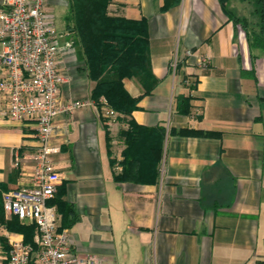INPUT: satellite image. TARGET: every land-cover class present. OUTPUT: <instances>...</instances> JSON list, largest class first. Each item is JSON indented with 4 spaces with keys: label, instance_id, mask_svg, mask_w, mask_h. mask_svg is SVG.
<instances>
[{
    "label": "crops",
    "instance_id": "crops-1",
    "mask_svg": "<svg viewBox=\"0 0 264 264\" xmlns=\"http://www.w3.org/2000/svg\"><path fill=\"white\" fill-rule=\"evenodd\" d=\"M74 1L47 0L49 13L64 14L57 32L70 45L60 61L61 97L91 102L57 116L52 138L62 180L48 205L81 261L69 264H264V49L249 50L225 13L236 14L232 3L107 0L108 17L145 23L151 75L144 83L123 78L136 108L122 115L108 104L116 117L107 119L67 20ZM200 55L211 60L206 70L196 67ZM181 97L189 98L187 114L178 112ZM129 122L139 127L131 149L142 161L139 181L117 182ZM155 141L157 164L149 160ZM37 146L33 123L0 122L1 205L3 193L34 186Z\"/></svg>",
    "mask_w": 264,
    "mask_h": 264
},
{
    "label": "built area",
    "instance_id": "built-area-1",
    "mask_svg": "<svg viewBox=\"0 0 264 264\" xmlns=\"http://www.w3.org/2000/svg\"><path fill=\"white\" fill-rule=\"evenodd\" d=\"M63 48L70 45H61L47 0H0V122L33 123L38 143L33 155L34 186L2 195L7 217L34 227L36 249L20 236H7L6 248L0 244V264L81 262L72 257L69 233L58 229L57 212L48 205L62 180L52 158L59 152L52 143L55 118L91 105L88 100L61 97L67 82L60 68ZM210 64L208 56L197 57L198 69L206 70ZM98 104L101 116L116 117L105 98Z\"/></svg>",
    "mask_w": 264,
    "mask_h": 264
},
{
    "label": "trees",
    "instance_id": "trees-1",
    "mask_svg": "<svg viewBox=\"0 0 264 264\" xmlns=\"http://www.w3.org/2000/svg\"><path fill=\"white\" fill-rule=\"evenodd\" d=\"M229 1L219 0L223 7ZM240 1L251 5V20L239 17L227 9L225 13L229 20L244 32L249 50L264 49V0ZM106 3L107 0H75L67 20L73 23L72 29L78 36V43L86 59L88 76L96 83L92 98L104 96L113 110L122 115H129L136 108L137 99L129 97L122 86V79L135 77L144 83L151 76L147 58L146 26L144 22L133 23L108 17L105 12ZM169 7V2L166 1L163 10ZM188 99V97L179 99V113L190 112ZM128 126V130L122 132L127 144L123 151V160L120 162L122 171L113 176L117 182L139 181L134 178L138 172L134 168L142 161L131 153L132 146L138 138L136 133L139 127L130 122ZM173 133L181 136L196 134L192 130H179ZM150 152V163L157 164L161 153L160 141L157 143L155 141L150 146ZM2 210L3 204H0V217L3 216ZM4 224L8 230L24 235L23 243L36 249L32 225L21 224L15 217H11ZM0 243L6 248V241L0 238Z\"/></svg>",
    "mask_w": 264,
    "mask_h": 264
},
{
    "label": "rangeland",
    "instance_id": "rangeland-1",
    "mask_svg": "<svg viewBox=\"0 0 264 264\" xmlns=\"http://www.w3.org/2000/svg\"><path fill=\"white\" fill-rule=\"evenodd\" d=\"M230 2L232 3V5L234 7V10H235L237 16L246 17L249 20L252 19L251 14H250L252 7L249 3L241 2L240 0H230ZM53 16H54V26H55V30L57 32L63 26L64 14L59 12V11H56ZM69 26L73 27V24L69 23ZM6 221H8V220L4 219L3 216L0 217V238L7 242L8 241V237H7L8 235L9 236H15V234H17L18 232L8 230L4 224V222H6ZM1 231H7L6 232L7 235H5V233H3V232L1 235ZM33 237H34V234H33ZM33 250H34V248H33Z\"/></svg>",
    "mask_w": 264,
    "mask_h": 264
}]
</instances>
